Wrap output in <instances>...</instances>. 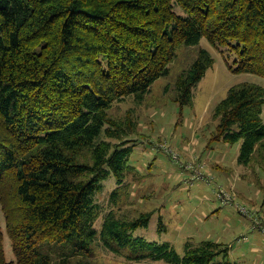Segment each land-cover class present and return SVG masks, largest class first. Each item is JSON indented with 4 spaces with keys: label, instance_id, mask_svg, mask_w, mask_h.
Here are the masks:
<instances>
[{
    "label": "trees",
    "instance_id": "trees-1",
    "mask_svg": "<svg viewBox=\"0 0 264 264\" xmlns=\"http://www.w3.org/2000/svg\"><path fill=\"white\" fill-rule=\"evenodd\" d=\"M202 37L237 55L226 62L232 72L264 77V0H0V208L13 253L7 260L0 226V264H91L98 245L171 264L227 255L210 240L186 243L182 255L148 240L137 232L151 211L129 219L109 210L95 226L103 181L119 185L134 170L124 137L135 122L108 109L140 98L180 45ZM213 62L201 48L177 75L180 108ZM263 104L264 88L241 82L212 109L209 140L238 144V163L250 168H264ZM51 243L64 248L57 260L44 251Z\"/></svg>",
    "mask_w": 264,
    "mask_h": 264
},
{
    "label": "rangeland",
    "instance_id": "rangeland-1",
    "mask_svg": "<svg viewBox=\"0 0 264 264\" xmlns=\"http://www.w3.org/2000/svg\"><path fill=\"white\" fill-rule=\"evenodd\" d=\"M201 48L213 58V65L193 87L192 105L180 108L175 101L176 77ZM235 59L234 52L216 48L203 37L195 45L182 44L167 72L140 98L129 95L113 102L107 111L110 117L119 120L128 116L135 122L134 130L124 137L132 148L128 164L134 170L127 172L119 185L114 177L103 181L94 195L101 208L96 228L109 210L129 219L151 211L147 226L137 232L148 240L169 242L181 255L186 243L195 246L210 240L228 250L209 264H264V232L254 227V222H264V168L239 164L238 144L209 140L216 124L212 109L230 86L247 82L264 88L263 76L229 70L226 62L233 64ZM261 118L264 123V104ZM114 190L115 201L111 199ZM242 206L250 216L243 215ZM159 222L163 226L160 231ZM0 226L5 257L11 260L1 208ZM53 245L47 244L44 251L57 260L64 248L55 245L58 250L50 251ZM87 260L91 264H171L127 259L100 245L91 250Z\"/></svg>",
    "mask_w": 264,
    "mask_h": 264
},
{
    "label": "built area",
    "instance_id": "built-area-1",
    "mask_svg": "<svg viewBox=\"0 0 264 264\" xmlns=\"http://www.w3.org/2000/svg\"><path fill=\"white\" fill-rule=\"evenodd\" d=\"M245 208H246L245 206H242V207H241L242 211L245 213V214H243V215H246V216L248 215V216H250V215L247 213V210H246ZM241 213H242V212H241ZM254 227L257 228L259 231L264 232V222L258 220L257 223L254 222Z\"/></svg>",
    "mask_w": 264,
    "mask_h": 264
},
{
    "label": "crops",
    "instance_id": "crops-1",
    "mask_svg": "<svg viewBox=\"0 0 264 264\" xmlns=\"http://www.w3.org/2000/svg\"><path fill=\"white\" fill-rule=\"evenodd\" d=\"M238 179H239V177H238ZM229 181V180H228ZM260 232V231H259ZM263 234V233H262ZM252 248H254V245L252 246ZM255 249V248H254Z\"/></svg>",
    "mask_w": 264,
    "mask_h": 264
}]
</instances>
